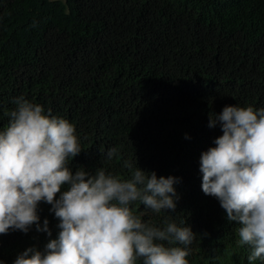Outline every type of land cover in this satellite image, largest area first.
Masks as SVG:
<instances>
[{
  "label": "trees",
  "instance_id": "16d2710c",
  "mask_svg": "<svg viewBox=\"0 0 264 264\" xmlns=\"http://www.w3.org/2000/svg\"><path fill=\"white\" fill-rule=\"evenodd\" d=\"M20 96L75 126L82 151L69 158L73 174L102 167L128 178L130 160L175 177V211L130 207L161 229L190 226L189 264H264L238 246L236 222L203 192L200 171L223 135L210 114L264 107V0H0V130ZM112 147L118 161L105 158ZM51 208H37L51 236L35 224L0 235V264L57 237Z\"/></svg>",
  "mask_w": 264,
  "mask_h": 264
},
{
  "label": "clouds",
  "instance_id": "9594fccd",
  "mask_svg": "<svg viewBox=\"0 0 264 264\" xmlns=\"http://www.w3.org/2000/svg\"><path fill=\"white\" fill-rule=\"evenodd\" d=\"M13 103L0 130V235L27 233L35 224L51 236L47 220L39 225L41 201L52 205L59 221L57 237L43 251L29 247L14 264H189L195 238L190 226L165 221L161 229L130 207L139 202L155 213L175 211V177L158 178L130 160L123 164L128 178L102 167L95 174L83 167L73 174L69 158L82 151L75 126L23 96ZM217 123L223 135L201 156L202 190L236 222L238 246L252 249L249 261L264 260V107L225 106L215 118L210 114L209 126ZM105 158L118 161V147Z\"/></svg>",
  "mask_w": 264,
  "mask_h": 264
}]
</instances>
